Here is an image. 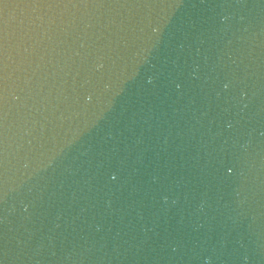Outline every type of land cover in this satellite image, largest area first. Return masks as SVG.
I'll list each match as a JSON object with an SVG mask.
<instances>
[{
	"label": "water",
	"instance_id": "95a60500",
	"mask_svg": "<svg viewBox=\"0 0 264 264\" xmlns=\"http://www.w3.org/2000/svg\"><path fill=\"white\" fill-rule=\"evenodd\" d=\"M0 264H264V0H0Z\"/></svg>",
	"mask_w": 264,
	"mask_h": 264
}]
</instances>
